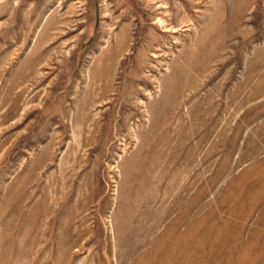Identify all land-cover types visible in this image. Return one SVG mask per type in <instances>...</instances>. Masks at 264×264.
<instances>
[{
	"label": "rangeland",
	"instance_id": "1",
	"mask_svg": "<svg viewBox=\"0 0 264 264\" xmlns=\"http://www.w3.org/2000/svg\"><path fill=\"white\" fill-rule=\"evenodd\" d=\"M0 264H264V0H0Z\"/></svg>",
	"mask_w": 264,
	"mask_h": 264
}]
</instances>
